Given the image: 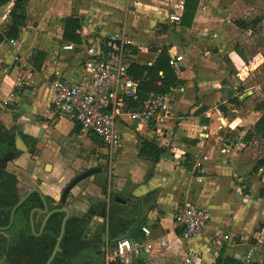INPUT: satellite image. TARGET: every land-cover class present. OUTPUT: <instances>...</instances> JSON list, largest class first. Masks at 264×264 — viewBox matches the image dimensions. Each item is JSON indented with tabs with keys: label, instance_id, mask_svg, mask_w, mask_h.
Wrapping results in <instances>:
<instances>
[{
	"label": "crops",
	"instance_id": "1",
	"mask_svg": "<svg viewBox=\"0 0 264 264\" xmlns=\"http://www.w3.org/2000/svg\"><path fill=\"white\" fill-rule=\"evenodd\" d=\"M14 1L0 7V35L11 24ZM255 1L199 0L192 26L186 28L181 21H168L172 14L181 20L184 0H28L24 26L11 40L16 49L11 41L0 44V117L8 126L14 116L15 126L37 138L32 145L39 149L31 161L24 155L16 163L35 173L43 167L50 172L39 190L54 199L55 181L63 187L73 172L100 168L95 176L107 179L106 190L89 179L80 183L65 204L68 221H86L85 231L104 241L109 231L110 239L128 233L140 204V220L127 239L134 244L147 241L152 250L132 264H214L218 256L264 264V141L253 132L264 113L256 109L264 104V56L260 48L248 55L241 44L233 45L258 26L262 30L254 37L264 40V17L255 18L260 23L247 30L235 25L255 20L249 18ZM68 17L81 21L77 33L82 41L71 43L75 47L69 52L61 49L68 43L62 40ZM114 36L125 46L129 66L150 67L165 48L181 84L165 94L167 108L159 120L149 124L133 122L129 114L119 118L121 145L110 156L108 148L72 119L52 111L49 83L58 75L86 84V48L103 52L104 46L109 51L107 43ZM145 100L132 103L129 112L138 113ZM228 127L237 134L233 142L225 136ZM71 134L84 142L81 149L91 153L95 165L66 154L61 138ZM142 144L165 149L166 154L154 163L150 152L139 156ZM17 145L23 147L19 140ZM72 157L76 159L71 162ZM152 192L157 193L155 199L144 207V198ZM188 205L206 208L210 221L197 237L182 241L175 216ZM110 207L122 227L130 224L124 234L113 236L108 228ZM138 226L148 228L150 236L135 234ZM220 232L229 242L215 252L209 242Z\"/></svg>",
	"mask_w": 264,
	"mask_h": 264
},
{
	"label": "built area",
	"instance_id": "2",
	"mask_svg": "<svg viewBox=\"0 0 264 264\" xmlns=\"http://www.w3.org/2000/svg\"><path fill=\"white\" fill-rule=\"evenodd\" d=\"M171 24H179L180 16H168ZM116 36L107 43L108 57L105 58L99 48H86L87 59L82 67L87 74L86 84L69 81L55 75L49 83L52 95V111L55 114L72 119L86 134L95 137L102 146L108 148L110 156L116 153L121 139L116 128L117 121L124 114H129L133 122L151 123L159 120L160 114L167 108L165 94L150 93L138 113H130L129 107L138 102L139 83L131 78L129 64L125 60V46L117 44ZM10 45L16 49V42ZM74 45L65 43L63 51H73ZM170 65H173L170 62ZM176 221L181 228V240L188 241L197 237L210 221L206 208L188 205L177 209ZM142 234L148 238L150 230L141 227ZM229 242L228 236L216 233L210 240L215 250ZM147 241L134 244L129 239L115 243L103 250L104 264H132L140 258L142 252L151 251ZM216 252V251H215Z\"/></svg>",
	"mask_w": 264,
	"mask_h": 264
},
{
	"label": "flooded vegetation",
	"instance_id": "3",
	"mask_svg": "<svg viewBox=\"0 0 264 264\" xmlns=\"http://www.w3.org/2000/svg\"><path fill=\"white\" fill-rule=\"evenodd\" d=\"M16 120L11 116L7 126V122L0 117V264H46L56 248L57 252L51 264H69L71 261L84 264L99 259L101 262L103 250L112 247L113 237L110 239L106 235L105 244L88 246L81 251L79 247H72L64 254L70 243L95 238L85 228H78V233L83 231L82 237L68 241L65 238L68 220L62 233L64 214L49 216L52 211L63 207L60 201L65 187L87 170L73 172L63 187H59L55 181L56 199L44 195L39 186L46 182L45 176L48 177L51 173L46 172L44 167L41 172L35 173L33 169L29 170L16 163L24 155L31 161L34 153L38 152V144L35 143L34 147L32 145V142H37V138L33 139L22 128L16 127ZM18 140L22 148H18ZM58 155H61V151ZM78 185L71 190L70 197L76 188H80ZM34 190L40 192L41 198L32 193ZM97 239L101 241L100 237ZM80 253L84 256L81 257Z\"/></svg>",
	"mask_w": 264,
	"mask_h": 264
},
{
	"label": "trees",
	"instance_id": "4",
	"mask_svg": "<svg viewBox=\"0 0 264 264\" xmlns=\"http://www.w3.org/2000/svg\"><path fill=\"white\" fill-rule=\"evenodd\" d=\"M12 0H0V7L8 4ZM28 0H15L14 7L10 12L11 24L8 27L6 33L4 35H0V44L3 41H11L15 40L19 36L20 29L24 26L25 18H24V9ZM199 0H184L183 4V12L181 17V25L186 28H190L193 23L194 15L198 6ZM260 23L259 19H255L249 23H245L243 21L236 22L235 25L241 30H247L249 27H255ZM81 21L76 17H68L63 20V34L62 40L68 43H73L76 45H81V37L77 33L80 31ZM102 50L105 54H108V50L102 46ZM129 75L131 78L139 83V97L138 100L143 101L146 99L147 95L150 93H159L166 94L170 89L175 88L181 84V82L177 79L173 67L170 65V58L168 56L167 50L163 48L158 57L154 61V63L150 67H141L135 64H131L128 69ZM136 103V102H135ZM258 111L264 109V104L257 106ZM253 132L256 136H258L261 140L264 141V113L257 120L253 127ZM247 136V135H246ZM149 153L152 156L154 163H156L159 157L164 156L166 154L165 149H159L154 145L150 144H142L139 152V156H144L145 153ZM156 192H152L148 194L144 200V207L149 206L151 201H153L156 197ZM260 196H264V187L260 192ZM93 213H90L92 216ZM89 216V217H90ZM108 228L112 231L113 236L124 234L130 224L128 226H121L120 219L116 218L113 212V208L110 207L108 211ZM115 222V224H113ZM87 227L86 221H78L76 219H70L66 223L65 230V238L68 241L78 240L81 238L83 231H77L78 228ZM141 227L138 226L134 233L137 234L140 231ZM214 264H241L240 262L222 258L218 256Z\"/></svg>",
	"mask_w": 264,
	"mask_h": 264
},
{
	"label": "rangeland",
	"instance_id": "5",
	"mask_svg": "<svg viewBox=\"0 0 264 264\" xmlns=\"http://www.w3.org/2000/svg\"><path fill=\"white\" fill-rule=\"evenodd\" d=\"M263 4H264V0H256L255 4H254L256 7H254V10L250 11L249 18H251V19L263 18L264 17V5ZM242 18L243 17H241L240 20ZM259 30H262V28H260V26H258L256 28V31L251 36H249V37L246 36L245 38H242V40L239 39L240 42L237 41V43H234L233 45L239 46V44H241V47L244 48V50L246 51V53L248 55L257 54L258 53L257 51L260 48L261 52H262L260 54H262L264 56V40L256 39V37H254L255 35H257V32ZM49 123H51V121H49ZM46 126H47V128L49 130H51V131L54 130L51 124H47ZM75 129H77V127ZM60 131H63V128L60 127ZM226 132L227 133H225V136L227 137V140L230 141V142H233L235 137H236V135H237L236 132L233 131V127H228ZM61 139H62L61 144L64 145L63 150H66L65 152H66L67 155H69V156H80L81 160L86 161L87 166H90V165H93V164L95 165L94 159H92V158L90 159L91 153L88 154V153L84 152L81 149V147L84 146V142L82 140H79L78 138H73V134H71L68 137L62 136ZM76 151L77 152L80 151V153H77ZM84 158H86V160ZM75 159H76V157H72L71 158V162L75 161ZM91 160H92V162H91ZM102 165L104 166V164H102ZM91 182L95 183V184H98V185H101L102 187L106 188L107 179H105V178H103L101 176H97V177L94 176V177L89 178V183H91ZM85 187H86V184L82 185L81 186V191H83V189Z\"/></svg>",
	"mask_w": 264,
	"mask_h": 264
},
{
	"label": "water",
	"instance_id": "6",
	"mask_svg": "<svg viewBox=\"0 0 264 264\" xmlns=\"http://www.w3.org/2000/svg\"><path fill=\"white\" fill-rule=\"evenodd\" d=\"M102 172V170L100 168H93V169H90V170H87L86 172L80 174L79 176H77L73 181H71L64 189L63 193H62V199L60 201V204L63 206L61 209L59 210H54L52 211L49 216H53V215H59V214H64V218L62 220V233L64 231V227H65V223L66 221L68 220L69 216H70V212L69 210L65 207V204H66V201L67 199L70 198V192L71 190L76 187L79 183H83L84 181H86L87 179L97 175V174H100ZM32 193L36 194L39 198H41V195H40V192L38 190H34ZM139 212H138V215L132 225V227L129 229L128 233L125 234V235H122V236H118L116 238H113L112 241H111V244L112 246L121 241V240H124L127 238V236L131 233V231L137 226L139 220H140V216H141V205L139 204ZM46 208V207H45ZM108 237L110 238L111 237V233L109 231L108 233ZM100 244H105L104 241H100L98 239H94V240H79V241H75V242H72L70 243L66 250L64 251V254L68 253L69 250L72 248V247H79L80 248V251L81 250H85L84 248L85 247H88V246H98ZM56 252H57V248L55 249V251L53 252L52 256L49 258V260L47 261L46 264H51V262L53 261L55 255H56ZM82 254V253H80ZM84 254L81 255V257H83Z\"/></svg>",
	"mask_w": 264,
	"mask_h": 264
}]
</instances>
